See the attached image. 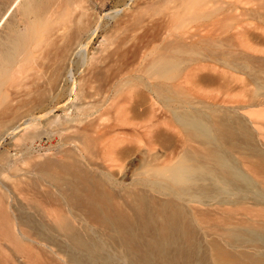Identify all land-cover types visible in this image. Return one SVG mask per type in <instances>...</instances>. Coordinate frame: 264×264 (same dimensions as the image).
Instances as JSON below:
<instances>
[{
    "label": "bare ground",
    "instance_id": "6f19581e",
    "mask_svg": "<svg viewBox=\"0 0 264 264\" xmlns=\"http://www.w3.org/2000/svg\"><path fill=\"white\" fill-rule=\"evenodd\" d=\"M83 1L0 0V25L12 8L31 16L23 31L7 34V43L0 44V102L4 101L7 65L15 64L36 33L43 31L46 50L38 65L47 79L34 84L36 95L30 100L36 105L42 102L40 85L56 91L68 82L74 98L63 108L65 113L73 108L80 114L67 121L81 122L90 115L80 117L85 100L91 97L90 90H96L100 96L95 119H106L109 124L95 125V119H87L80 134L76 133L94 155L102 152L108 166L116 167L117 172L102 170L97 161L92 167H83L73 156L60 163L45 161L41 168L58 194L40 191L35 184L19 188L32 193L26 200L32 213L22 211V202L5 186L0 190V264H21V260L22 264H264V152L251 142L225 141V135L233 133L226 125L210 124L193 111L177 113L176 119L196 145L184 146L175 156L171 133L160 128L158 121H151L152 113L140 109L147 98L141 89V47L124 48L125 38H121L98 58L89 56L87 44L99 22L82 6ZM64 12L67 17L61 19ZM151 37L155 39L157 33ZM164 49L150 68L160 74L174 67L167 53L169 45ZM110 91L111 95L105 94ZM157 96L163 99V95ZM9 108L5 104L0 111V130L6 116L15 110ZM142 122L145 130L141 134ZM124 123L136 127L129 132L134 145L123 144L128 134L121 129ZM15 128L10 127V132ZM7 130L0 139L9 134ZM143 134L150 146L124 167L120 161L134 148L139 150ZM102 141L100 149L92 146ZM155 143L170 151L157 153ZM235 153L246 159L256 157L246 164L250 174L234 160ZM251 174L260 175V183ZM247 204L260 208L252 210ZM62 205L79 210L103 228L104 238L89 228L79 231L71 217L57 212L48 216L42 210ZM235 216L240 217L234 220Z\"/></svg>",
    "mask_w": 264,
    "mask_h": 264
},
{
    "label": "rangeland",
    "instance_id": "374dc122",
    "mask_svg": "<svg viewBox=\"0 0 264 264\" xmlns=\"http://www.w3.org/2000/svg\"><path fill=\"white\" fill-rule=\"evenodd\" d=\"M263 1L84 0L82 6L88 7V12L93 18H98L99 22V29L87 44L86 50L89 56L98 58L113 49L121 38H125L122 44L124 48H130L133 44L141 47L138 59L142 79L140 88L147 98L140 109L147 110L150 116L152 113L154 116L151 121H158L160 128H167L171 133L176 144L171 149L175 156L181 153L179 151L184 146L196 145L176 119L177 113L188 114L193 111L210 124L214 123L213 120H225L236 130L239 124H243L248 133L237 135L235 139L250 140L258 150L264 152ZM60 17L65 19L67 15L64 12ZM29 20L31 16L24 15L21 8H12L0 25V44H5L4 37L9 34L23 31ZM154 32L157 33L155 39L151 37ZM44 39L43 31L37 32L36 39L16 58L17 62L7 65L9 73L3 87L4 101L0 102V111L5 104L15 109L12 114L9 113L10 108L7 110L9 114L6 123L0 130V135L6 129L9 133L0 139V190L5 186L11 189L17 201L22 202L21 210L29 213L33 209L26 205V200L32 197V193L20 192L19 188L26 189L28 185L35 184L40 191L58 194L41 168L45 161L60 163L73 156V159H79L83 167H92V163L97 161L102 170L117 172L116 167L108 166L109 162L102 152L94 155L82 141L81 135L76 133L80 134L87 119H95L99 115L97 100L100 95L96 94V90H90L92 95L85 100L83 115L80 117L87 113L90 115L81 122L67 121L69 116L80 114V111L73 108H68L69 113H65L63 108L66 102L74 98L69 94L68 82L56 91L40 85L44 91L43 103L36 105L30 100L36 95L34 84L47 79L38 65L46 50ZM83 41L86 40L83 38ZM166 44L169 45L167 53L174 67L169 73L160 74L150 69L151 62L165 52ZM73 70L74 76L78 77L76 66ZM208 74L218 79L221 84L218 89L206 86V80H201L202 76L207 78ZM105 94L109 96L111 91ZM157 94L163 95V99L160 96L159 99ZM102 120L95 119L94 124H109L106 119ZM24 125L27 127L24 128ZM12 126L16 128L10 132ZM133 128H136L133 124H122L121 129L128 133L122 139L123 144H135L132 141L135 139L129 136ZM144 130L145 122H142L139 131L142 134ZM209 130L212 132L210 138H213L214 129ZM141 137L139 150L134 148L132 153L120 161L124 167L150 146L146 135ZM103 142L92 143V146L100 149ZM158 145H153L157 153L170 151ZM239 154H233L234 160L250 174L246 164L255 161L256 157L246 159ZM117 175L120 177L119 172ZM250 176L257 183L262 180L260 175ZM247 206L252 210L260 208L250 204ZM54 208L43 207L42 210L48 216L57 212L71 217L79 231L84 232L89 228L104 238L103 228L91 223L79 210L68 205ZM239 217L235 216L234 220ZM15 257L20 258L17 254ZM19 263L22 264L23 260Z\"/></svg>",
    "mask_w": 264,
    "mask_h": 264
},
{
    "label": "crops",
    "instance_id": "0c3cea01",
    "mask_svg": "<svg viewBox=\"0 0 264 264\" xmlns=\"http://www.w3.org/2000/svg\"><path fill=\"white\" fill-rule=\"evenodd\" d=\"M209 76L206 78V77H201V80H206L205 83H206V86L210 87V88H215V89H218L221 84L219 83L218 79L216 77H213L212 74H208ZM224 86V84H223ZM213 124H216V123H223L224 125H226L225 127H227L226 129L228 130H231L233 133L232 135H225V138L224 139L225 141H234V142H239V143H246V142H251L250 140H237L235 139V137L237 135H240V134H243V135H246L248 133V131L245 129L244 125L243 124H239L237 127V130L234 129V127L232 125H230L228 122H226L225 120H217V121H214L213 120Z\"/></svg>",
    "mask_w": 264,
    "mask_h": 264
}]
</instances>
